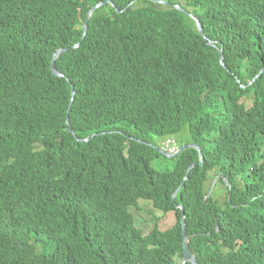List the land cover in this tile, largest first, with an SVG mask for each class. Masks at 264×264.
<instances>
[{"label": "trees", "instance_id": "obj_1", "mask_svg": "<svg viewBox=\"0 0 264 264\" xmlns=\"http://www.w3.org/2000/svg\"><path fill=\"white\" fill-rule=\"evenodd\" d=\"M105 1L0 0V264H264V0Z\"/></svg>", "mask_w": 264, "mask_h": 264}, {"label": "water", "instance_id": "obj_2", "mask_svg": "<svg viewBox=\"0 0 264 264\" xmlns=\"http://www.w3.org/2000/svg\"><path fill=\"white\" fill-rule=\"evenodd\" d=\"M106 4L112 5V3H111L109 0H107V1H105V2H102V3L98 4L97 6H95L94 8H92V9L88 12L87 17H86V19L84 20L83 25H82V26H83V27H82V30H83V36H84V34L86 33V29H87V25H88V20H89L91 14H92V13L94 12V10H96L98 7L104 6V5H106ZM113 7H114V6H113ZM114 8H115V7H114ZM193 19H195V18H193ZM195 22H196V27H197V30H198L199 34L203 36L202 27L200 26V24L198 23V21H197L196 19H195ZM76 47H77V46H76ZM65 51H66V50H63V49L61 50V49H60V50H57V51L54 53V55H53L52 61H51V63H50V70H51V72H52L55 76L62 77V75H61V74L55 69V67H54V61H55L57 58H59V57L65 52ZM219 55H220L221 65H222V67H225V65H224V63H223V61H222V60H223V55H222V52H221V51H219ZM74 96H75L74 88L71 87V103H70L69 107L71 106V104H72V102H73L72 100H73ZM69 131L72 132V130H71L70 128H69ZM93 136H94V135H93ZM93 136H92V137H93ZM92 137H91V138H92ZM83 141H88V140H83ZM188 148H194V149L197 150V152H198V162H194V163H192V164L189 166L188 171L186 172V175H185V177H184V181L187 179V177H188V175H189V171H190V170H191V169H192L197 163H198L200 166L203 165L202 154H201L200 149L198 148V146H196V145L180 146L178 152H177L175 155H173V156H169V155H167L165 152H163L160 148L155 147V149H156L157 151L161 152L164 156H166V157H168V158H173V157L179 155L180 152H182V151H184V150H186V149H188ZM215 182H216V180L213 181V183H212V185H211V189H210L209 194H208L207 197L210 196V194H211V192H212V190H213V187H214ZM182 184H183V182H182ZM179 189H180V187H178L177 190L174 192V194L172 195V199H174V197H175V195L177 194V192L179 191ZM176 208H178V209L180 210V213H181V226H182V239H183V241H182V253H183V257H182V260H181L180 264H188V263H189V264H197L194 255H193V254L190 252V250H189L188 242H189V240H190V237L186 235L183 209H182V207H181L180 205H177Z\"/></svg>", "mask_w": 264, "mask_h": 264}, {"label": "rangeland", "instance_id": "obj_3", "mask_svg": "<svg viewBox=\"0 0 264 264\" xmlns=\"http://www.w3.org/2000/svg\"><path fill=\"white\" fill-rule=\"evenodd\" d=\"M161 163L160 161H157ZM167 162H163V164H166ZM163 166L162 164L159 165V167ZM140 208L144 212H153L154 217L157 219L159 227L161 230H166L172 227L176 223V216L174 212L168 213V214H163L160 211L156 210L153 208L152 204L147 201L140 200ZM137 223V222H136ZM150 225L145 224L143 225V230L144 232H148L150 230Z\"/></svg>", "mask_w": 264, "mask_h": 264}, {"label": "built area", "instance_id": "obj_4", "mask_svg": "<svg viewBox=\"0 0 264 264\" xmlns=\"http://www.w3.org/2000/svg\"><path fill=\"white\" fill-rule=\"evenodd\" d=\"M177 144L175 143L174 140H167L165 145L163 146V149L166 153L168 154H175L177 151Z\"/></svg>", "mask_w": 264, "mask_h": 264}, {"label": "clouds", "instance_id": "obj_5", "mask_svg": "<svg viewBox=\"0 0 264 264\" xmlns=\"http://www.w3.org/2000/svg\"><path fill=\"white\" fill-rule=\"evenodd\" d=\"M178 147H180V146H178ZM161 150H162L163 152H165L164 149H163V147H161ZM165 153H166V152H165ZM166 154L169 155V156H173V155H175L176 153L173 154V155H172V154L170 155V154H168V153H166Z\"/></svg>", "mask_w": 264, "mask_h": 264}]
</instances>
